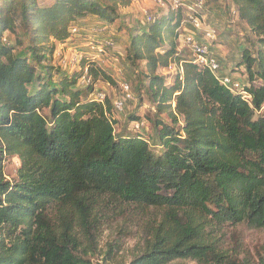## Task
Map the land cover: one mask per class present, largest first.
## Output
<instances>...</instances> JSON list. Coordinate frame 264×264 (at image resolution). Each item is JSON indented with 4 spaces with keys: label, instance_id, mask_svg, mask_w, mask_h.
I'll use <instances>...</instances> for the list:
<instances>
[{
    "label": "trees",
    "instance_id": "trees-1",
    "mask_svg": "<svg viewBox=\"0 0 264 264\" xmlns=\"http://www.w3.org/2000/svg\"><path fill=\"white\" fill-rule=\"evenodd\" d=\"M131 1L0 0V264H92L79 254L77 231L92 236L103 197L164 210L131 264H250L209 242L208 230L264 232V0H230L255 39L236 64L245 67L249 101L181 56L183 9L123 37L118 28L126 43L90 42L89 49L124 44L126 64H144L151 102L171 123L156 121L153 138L115 134L113 101L92 98L98 80L112 83L95 57L82 56L69 74L71 59L55 63L56 46L46 44L66 50L89 30L100 37ZM191 32L185 24L182 35ZM171 65L182 74L169 84L157 73ZM11 156L18 167L10 179L3 164ZM256 264H264V251Z\"/></svg>",
    "mask_w": 264,
    "mask_h": 264
},
{
    "label": "rangeland",
    "instance_id": "rangeland-1",
    "mask_svg": "<svg viewBox=\"0 0 264 264\" xmlns=\"http://www.w3.org/2000/svg\"><path fill=\"white\" fill-rule=\"evenodd\" d=\"M38 1L41 4L50 5L52 0ZM159 1L161 4L157 0H132L127 8L119 9L120 19L112 24L108 32L94 38L93 36L97 35L98 30H89L87 31L89 34L84 37H74L71 42L72 47H68L66 50H61L64 47L52 40L46 42V44L56 46L55 63H59V61L67 63L66 60L69 61L76 54L85 58L95 57L112 83L98 80L94 89L105 93L106 99L110 102L119 96L121 83L125 82L130 86L134 100L127 103L122 113L114 114L113 122L116 135L123 132L134 135V132L138 131L145 134L146 137L153 138L156 121L171 124L167 118V112L158 113L151 102V96L147 91L148 79L142 76L145 75L144 64L138 63L136 66L126 64L121 46L124 45L121 43L127 42L121 38L127 33V29L140 23H152L153 19L165 15L170 7L166 0ZM189 1L193 2L194 0ZM199 3L201 4L200 18L216 32V39L211 43V50L219 61L223 74L231 75L243 87H249L245 67L239 68L236 64L239 61L242 48L254 49L250 46L255 41L254 36L246 24L239 21L235 7L230 0H199ZM118 28L123 32L120 34L121 37L116 34ZM179 32L182 34L183 27H180ZM103 36H109L114 41L121 43L114 42L112 49L110 47L105 55L98 57L94 51H90L89 45L91 41L101 43ZM180 36L179 52L181 56L192 60L191 53L183 43L182 35ZM6 40L12 41V38L6 36ZM59 52L63 55H58ZM114 58H117L118 61ZM68 66H65L63 70L69 74L79 71L78 66L75 69L69 64ZM171 67L157 73L169 84L173 83L178 73L180 74L177 67L173 65ZM253 85L258 87L260 83L255 82ZM81 89L85 91L86 87L83 86ZM130 117H135L140 122H130L132 120ZM138 123H143L140 130L135 129V125ZM3 165L6 175L10 179L13 178L18 167V160L11 156L4 161ZM163 216L164 210L160 208L128 205L103 197L94 206L90 219L94 225L92 236L89 238L81 231H77L79 254L91 261L92 264H131L137 256L144 252L146 240H152L151 235L162 222ZM208 231L210 233L209 242L213 241L219 250L225 251L228 255H238L239 261L256 264L259 255H262L264 251V232L262 231L253 230L244 225H228ZM170 264H196V262L175 260Z\"/></svg>",
    "mask_w": 264,
    "mask_h": 264
},
{
    "label": "built area",
    "instance_id": "built-area-1",
    "mask_svg": "<svg viewBox=\"0 0 264 264\" xmlns=\"http://www.w3.org/2000/svg\"><path fill=\"white\" fill-rule=\"evenodd\" d=\"M159 4L160 1L157 0ZM170 9H183L187 11L185 19L181 23V28L185 27V24L191 26L192 32L182 35L183 43L189 49L193 64L197 67H205L216 79L218 84L224 89H227L231 94H240L242 98L246 101L250 100V96L244 91V87L231 75L223 74L220 64L212 56L210 51V45L216 39V32L211 27L207 26L205 22L200 18V6L199 0H194L190 2L189 0H166ZM163 5V4H162ZM77 33L76 29H72V34ZM181 37V36H180ZM199 37L202 39L200 42ZM111 47V42H105L103 46L100 47H91L92 51L96 52L98 57H101L107 48ZM60 55V52L57 53ZM82 59L81 55H73L70 60V65L76 64ZM175 67V66H174ZM169 68H172L169 66ZM180 74H182V69H179ZM89 81L82 79L81 84H88ZM92 98L103 103L105 100V94L101 92H94ZM134 100L133 93L130 89V86L123 82L120 84V96L117 97L113 105V114H120L125 109L126 103H129ZM114 116V115H113ZM143 127V123H138L135 125V129L140 130Z\"/></svg>",
    "mask_w": 264,
    "mask_h": 264
},
{
    "label": "crops",
    "instance_id": "crops-1",
    "mask_svg": "<svg viewBox=\"0 0 264 264\" xmlns=\"http://www.w3.org/2000/svg\"><path fill=\"white\" fill-rule=\"evenodd\" d=\"M84 22H86L87 21V19H85V20H83Z\"/></svg>",
    "mask_w": 264,
    "mask_h": 264
}]
</instances>
